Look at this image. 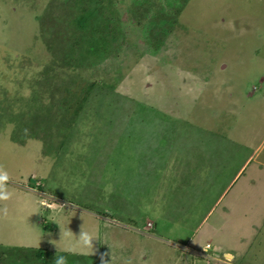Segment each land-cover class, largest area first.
Returning <instances> with one entry per match:
<instances>
[{"label":"rangeland","instance_id":"374dc122","mask_svg":"<svg viewBox=\"0 0 264 264\" xmlns=\"http://www.w3.org/2000/svg\"><path fill=\"white\" fill-rule=\"evenodd\" d=\"M0 176V264H264V0H0Z\"/></svg>","mask_w":264,"mask_h":264},{"label":"crops","instance_id":"0c3cea01","mask_svg":"<svg viewBox=\"0 0 264 264\" xmlns=\"http://www.w3.org/2000/svg\"><path fill=\"white\" fill-rule=\"evenodd\" d=\"M249 150V148L247 149V151ZM256 157V154H254L253 153V155H252V153L250 154V155H247L246 156V161H245V164L247 165V163L252 159V161H253V159ZM245 165V166H246ZM244 168V166H242V167H240L239 169H238V171L235 173V175H234V178H233V180L229 183V187H227L224 191H222V193L220 194V196L218 197V199H217V201L213 204V206H211L210 208H208L206 211H203V217H201L200 219H198L196 222H194V224L192 225L191 223H189V221H190V218L189 219H183V220H181V222H187L189 225L187 226V227H191L192 229H193V233H191V235L187 238V240L186 241H184V243H181V244H175V248H177V249H182V250H185L186 252H188V253H190V249H189V245L190 244H192V245H197V246H195V247H197V248H200V242L198 241V237H201V238H203V241H202V243H203V245L204 246H202L203 248V250L206 248V246L207 245H209V244H206V243H209V239L208 238H210L209 237V235L211 234V232L209 231L211 228H209L210 226H209V218H210V216L211 215H213L215 212H216V209H220V212H219V215H221V214H223V215H225V214H227V212H229L228 214H231L232 213V209L233 208H235V206L236 205H238V206H240V202H236L235 200H237V199H239L240 198V192L239 191H237L236 190V188H235V184H234V182H235V180H236V178L240 175V173H241V171H242V169ZM162 177V176H161ZM234 184V185H233ZM232 186V187H231ZM237 191V192H236ZM53 206H49V209L50 210H52L51 208H52ZM216 207V208H215ZM48 209V210H49ZM185 209H188V208H185ZM182 215H190V217L192 216V219L194 218V217H196L195 215H196V211L195 210H184L183 212H182ZM132 218V217H131ZM163 220H167V219H163ZM89 221H91L92 222V220L90 219ZM131 221H134V220H131ZM130 221V222H131ZM145 225L141 228L145 233H148V235H146V234H141L142 235V238H140V239H142V240H146L145 239V237L146 238H149V239H151V240H154V238H152V237H150L152 234H154V233H156V228H155V223L154 222H152L150 219H147V220H145ZM106 223V225H108V222L106 221L105 222ZM186 223V224H187ZM186 224L184 225V224H182V223H179V224H176L175 222H169V226H167V228H171V229H174L175 231H176V234H179V232L180 233H183V231L184 230H187V229H185V226H186ZM75 225H79V223L78 222H76L75 223ZM91 225V224H90ZM214 224H212V227H214L213 226ZM135 226V225H134ZM124 228H129L130 226H128V225H124L123 226ZM162 227V226H161ZM204 227H206V229H203ZM136 227H133V231H135V232H138V229L136 228ZM159 228H157V230H158ZM124 230V229H123ZM90 233H91V231H90ZM140 233V232H139ZM199 233H201V235H198ZM203 233V234H202ZM246 233H247V231H246ZM125 234H127V232H126V230H124V235ZM208 234V235H207ZM142 240H140V243H143L144 241H142ZM208 240V241H207ZM116 240H113V242H112V244L110 245V246H117V244H116V242H115ZM132 241H130L129 240V242L128 241H126V242H124L123 243V247H124V251H128V248L127 247H129L130 245H132V244H130ZM120 243V242H119ZM129 243V244H128ZM161 244V243H160ZM206 244V245H205ZM122 245V244H121ZM162 245V244H161ZM120 246V245H119ZM163 246V245H162ZM205 247V248H204ZM107 249V248H106ZM201 249V248H200ZM201 249V250H202ZM209 249H211V247L209 248ZM208 249V250H209ZM193 250V249H192ZM128 252H130V251H128ZM203 252V251H202ZM127 253V252H126ZM100 254V253H99ZM122 256H124V255H122V253H120V255H118V257L119 258H116V257H113V260H112V262H116V264H122V263H125L126 261H127V259L128 260H131V261H133V260H135V259H139L140 260V255H137V254H135V253H133V252H131V253H127L124 257V259H123V257ZM181 258V257H180ZM138 260V261H139ZM99 263H101V261L99 262ZM142 262H138V264H141Z\"/></svg>","mask_w":264,"mask_h":264},{"label":"trees","instance_id":"16d2710c","mask_svg":"<svg viewBox=\"0 0 264 264\" xmlns=\"http://www.w3.org/2000/svg\"><path fill=\"white\" fill-rule=\"evenodd\" d=\"M80 16H79V18H82V19L80 20V22L77 20V22H79V27L78 28H80L83 33L85 32V34H86V36H85V40L86 41L85 42L87 44H92V46H96V48L104 51L105 50L104 47L106 46V42H107V40H106V34L103 31L104 29L103 30L102 29L100 30V28H96V29L94 28L92 30V28H89L91 26L92 21H94L95 23H97L98 20H96L94 18L96 16V14H95L94 17H92L93 19L91 21H88V19H83L85 17H80ZM101 20H102V22H99L98 23V27L103 26L105 24V21L102 18H101ZM160 24H161L160 21H159V24H157V22H155V21L153 22V27L155 28V29L153 28V32L159 30ZM164 25L165 24L163 23V26ZM101 31L103 32L104 35H102ZM99 33H100V36H97L96 38H94V36L98 35ZM90 49L91 50H95L94 48H90ZM41 252H42V250H38V255L37 256H38V260L43 263V261H42V255L44 253L41 254Z\"/></svg>","mask_w":264,"mask_h":264},{"label":"clouds","instance_id":"9594fccd","mask_svg":"<svg viewBox=\"0 0 264 264\" xmlns=\"http://www.w3.org/2000/svg\"><path fill=\"white\" fill-rule=\"evenodd\" d=\"M0 179H6V176H0ZM6 196H0V199H6ZM83 246L91 247V238L87 233L80 234V241ZM53 264H66V258L64 256H58L53 258Z\"/></svg>","mask_w":264,"mask_h":264},{"label":"built area","instance_id":"2783aa9c","mask_svg":"<svg viewBox=\"0 0 264 264\" xmlns=\"http://www.w3.org/2000/svg\"><path fill=\"white\" fill-rule=\"evenodd\" d=\"M209 248H210V246L207 245L206 248L203 251L206 252Z\"/></svg>","mask_w":264,"mask_h":264},{"label":"water","instance_id":"95a60500","mask_svg":"<svg viewBox=\"0 0 264 264\" xmlns=\"http://www.w3.org/2000/svg\"><path fill=\"white\" fill-rule=\"evenodd\" d=\"M227 257L231 258L230 256H227Z\"/></svg>","mask_w":264,"mask_h":264}]
</instances>
